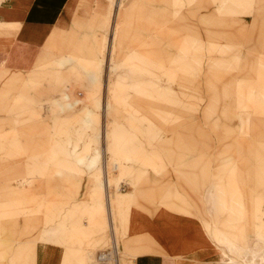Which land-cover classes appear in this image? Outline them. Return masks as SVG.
Wrapping results in <instances>:
<instances>
[{
	"label": "rangeland",
	"instance_id": "obj_1",
	"mask_svg": "<svg viewBox=\"0 0 264 264\" xmlns=\"http://www.w3.org/2000/svg\"><path fill=\"white\" fill-rule=\"evenodd\" d=\"M96 1L33 70H0V264L37 242L100 264L113 237L142 264L147 208L203 233L183 264H263L264 0Z\"/></svg>",
	"mask_w": 264,
	"mask_h": 264
},
{
	"label": "crops",
	"instance_id": "obj_2",
	"mask_svg": "<svg viewBox=\"0 0 264 264\" xmlns=\"http://www.w3.org/2000/svg\"><path fill=\"white\" fill-rule=\"evenodd\" d=\"M93 4H97V1L94 3L93 0H7L0 3V70L9 72L33 70L51 48L61 44L62 38L68 35L75 22L81 21L91 13L92 7L96 8ZM103 164H106L105 160ZM67 178L72 179L69 176ZM74 180L81 178L77 177ZM82 180L81 189L82 187L84 190L91 189L92 185L86 184L85 178ZM81 195H85V192L82 191ZM164 213L152 208L136 209L131 213L130 224L133 234L147 237L145 239L149 241L148 247L151 249L150 253L144 251V256H149L143 258L142 264H183L181 261L184 258L206 251L203 233L197 230L191 234L194 229L192 222H183L182 234L175 224H169L167 217L170 216ZM171 218L178 220L176 217ZM123 235L128 239V231ZM74 243L77 242L69 243L68 247L65 243L52 244L51 264H63L66 250L77 249ZM36 245L37 247L39 245L41 251L37 264H43L42 256L47 252V245L39 242ZM76 255L70 257V264H77V260L84 256L82 252ZM88 258V255L84 256V264H89Z\"/></svg>",
	"mask_w": 264,
	"mask_h": 264
},
{
	"label": "built area",
	"instance_id": "obj_3",
	"mask_svg": "<svg viewBox=\"0 0 264 264\" xmlns=\"http://www.w3.org/2000/svg\"><path fill=\"white\" fill-rule=\"evenodd\" d=\"M6 1L7 0H0V3L6 2ZM118 256H119L118 248H117L116 242L113 237L111 240V246L103 250H99L96 254L95 259L100 264H119Z\"/></svg>",
	"mask_w": 264,
	"mask_h": 264
},
{
	"label": "bare ground",
	"instance_id": "obj_4",
	"mask_svg": "<svg viewBox=\"0 0 264 264\" xmlns=\"http://www.w3.org/2000/svg\"><path fill=\"white\" fill-rule=\"evenodd\" d=\"M228 264V263H227Z\"/></svg>",
	"mask_w": 264,
	"mask_h": 264
}]
</instances>
